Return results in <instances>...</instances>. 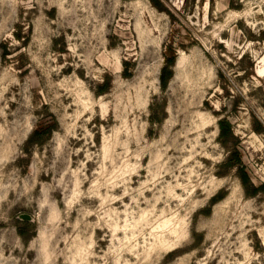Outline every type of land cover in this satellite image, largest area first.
I'll return each mask as SVG.
<instances>
[{"label":"rangeland","instance_id":"1","mask_svg":"<svg viewBox=\"0 0 264 264\" xmlns=\"http://www.w3.org/2000/svg\"><path fill=\"white\" fill-rule=\"evenodd\" d=\"M160 1L0 0V264H264V0Z\"/></svg>","mask_w":264,"mask_h":264},{"label":"trees","instance_id":"2","mask_svg":"<svg viewBox=\"0 0 264 264\" xmlns=\"http://www.w3.org/2000/svg\"><path fill=\"white\" fill-rule=\"evenodd\" d=\"M150 1L153 3V5L158 10H164V11H166V13L168 15H170V17H172L171 14L169 13V11L165 10L164 5L161 3L160 0H150ZM16 37L17 38H21V36H19V35H16ZM173 60H174V58L172 56L171 57H169V56L166 57L165 61H164V64L161 67V71H160V75H159V84H160V87L162 89H164L166 87L167 82H168L169 78L172 75V70H171L170 67L173 64ZM123 76H128L126 71L123 72ZM106 79H107L106 84L102 83V84L97 86L98 89L95 90V92H94L95 95H101V94H104V93H106L108 91L109 77L107 76ZM154 122H155L154 119L151 117L150 123L153 124ZM218 125H219V137L222 140L223 146H226V139L229 136H231V133H232L231 129H230V125L227 122V120H225V119H220L218 121ZM50 132H51L50 128L34 130L33 132H31V134L26 139L23 147L25 149H27V147L29 145H32L33 143H35V144L42 143L44 138L47 137ZM238 162H239V158H238L237 153L236 152L233 153L232 151H230L229 155H228V158H227V161H226L225 164L228 163L229 164L228 168L231 169L232 167H234L235 163H238ZM238 177H239L242 185L248 190V188L251 187V185H250V181H249V178H248L247 174L242 169H238ZM255 193H256V190H252V192H248L247 194L254 195ZM219 197H221V195H217L216 197H213L211 199L210 204H214L219 199Z\"/></svg>","mask_w":264,"mask_h":264},{"label":"water","instance_id":"3","mask_svg":"<svg viewBox=\"0 0 264 264\" xmlns=\"http://www.w3.org/2000/svg\"><path fill=\"white\" fill-rule=\"evenodd\" d=\"M21 217L24 218V219H29V217L27 215H23Z\"/></svg>","mask_w":264,"mask_h":264}]
</instances>
